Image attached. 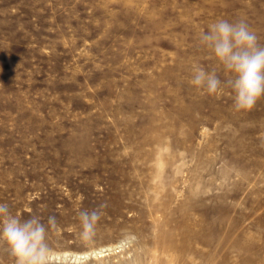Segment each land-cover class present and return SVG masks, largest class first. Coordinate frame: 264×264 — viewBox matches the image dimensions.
I'll list each match as a JSON object with an SVG mask.
<instances>
[{
	"label": "rangeland",
	"instance_id": "obj_1",
	"mask_svg": "<svg viewBox=\"0 0 264 264\" xmlns=\"http://www.w3.org/2000/svg\"><path fill=\"white\" fill-rule=\"evenodd\" d=\"M219 19L264 46V0H0V203L56 216L49 264H264V97L190 83Z\"/></svg>",
	"mask_w": 264,
	"mask_h": 264
},
{
	"label": "clouds",
	"instance_id": "obj_2",
	"mask_svg": "<svg viewBox=\"0 0 264 264\" xmlns=\"http://www.w3.org/2000/svg\"><path fill=\"white\" fill-rule=\"evenodd\" d=\"M199 40L231 78L222 82L215 70L208 72L197 66L190 83L197 90L217 97L228 87L234 93L235 110L252 109L264 97V46L257 34L243 19L235 23L219 19L200 34ZM105 207L106 204H101L96 210L79 211L82 237L94 234L101 218L100 209ZM57 227L54 215L48 216L46 223L37 215L21 219L10 211L8 204L0 203V243L7 246L15 264H49L52 249L48 235Z\"/></svg>",
	"mask_w": 264,
	"mask_h": 264
},
{
	"label": "bare ground",
	"instance_id": "obj_3",
	"mask_svg": "<svg viewBox=\"0 0 264 264\" xmlns=\"http://www.w3.org/2000/svg\"><path fill=\"white\" fill-rule=\"evenodd\" d=\"M100 252H102V251H100ZM86 254H82L81 256H85Z\"/></svg>",
	"mask_w": 264,
	"mask_h": 264
},
{
	"label": "water",
	"instance_id": "obj_4",
	"mask_svg": "<svg viewBox=\"0 0 264 264\" xmlns=\"http://www.w3.org/2000/svg\"><path fill=\"white\" fill-rule=\"evenodd\" d=\"M82 258H86V257L83 256Z\"/></svg>",
	"mask_w": 264,
	"mask_h": 264
}]
</instances>
